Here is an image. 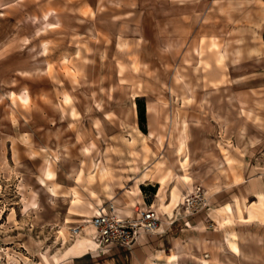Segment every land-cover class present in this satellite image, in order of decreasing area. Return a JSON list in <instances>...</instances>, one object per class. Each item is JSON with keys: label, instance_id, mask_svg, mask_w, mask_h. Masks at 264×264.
Masks as SVG:
<instances>
[{"label": "rangeland", "instance_id": "obj_1", "mask_svg": "<svg viewBox=\"0 0 264 264\" xmlns=\"http://www.w3.org/2000/svg\"><path fill=\"white\" fill-rule=\"evenodd\" d=\"M0 264H264V0H0Z\"/></svg>", "mask_w": 264, "mask_h": 264}, {"label": "built area", "instance_id": "obj_2", "mask_svg": "<svg viewBox=\"0 0 264 264\" xmlns=\"http://www.w3.org/2000/svg\"><path fill=\"white\" fill-rule=\"evenodd\" d=\"M115 207L102 208L96 212L91 222L97 228V240L107 246L131 247L139 232H153L159 227L158 212L152 208H142L137 219L119 217Z\"/></svg>", "mask_w": 264, "mask_h": 264}, {"label": "crops", "instance_id": "obj_3", "mask_svg": "<svg viewBox=\"0 0 264 264\" xmlns=\"http://www.w3.org/2000/svg\"><path fill=\"white\" fill-rule=\"evenodd\" d=\"M158 183L162 184V182H159ZM165 184V183H164ZM140 190V189H139ZM141 200V199H140ZM133 206H136V202H134L132 204ZM231 205L230 204H227L225 207H223V209H218V212L221 213V214H229L231 213ZM119 211V210H118ZM227 219V221H231L230 218H225ZM224 223V222H222ZM159 228V227H158ZM80 231H81V235L79 236L80 239L82 240V243L78 246V248H83V247H89V246H92V241L94 242V239L96 238V233H90L88 234L86 231H84V229H80L78 228ZM77 237V236H76ZM78 238V237H77ZM97 247H94V249H96ZM94 249H91V250H94ZM90 250H79L77 249V247L74 245L72 246L71 248L68 249V251H66V256L67 258H70V257H79V256H83L85 255L86 253H88Z\"/></svg>", "mask_w": 264, "mask_h": 264}, {"label": "trees", "instance_id": "obj_4", "mask_svg": "<svg viewBox=\"0 0 264 264\" xmlns=\"http://www.w3.org/2000/svg\"><path fill=\"white\" fill-rule=\"evenodd\" d=\"M139 117H140V124L143 125L146 123V109H145V105L142 104L141 105V109L139 112ZM144 188V187H143ZM150 188L154 191L155 189L153 187L150 186Z\"/></svg>", "mask_w": 264, "mask_h": 264}, {"label": "bare ground", "instance_id": "obj_5", "mask_svg": "<svg viewBox=\"0 0 264 264\" xmlns=\"http://www.w3.org/2000/svg\"><path fill=\"white\" fill-rule=\"evenodd\" d=\"M100 211V210H99ZM91 224H92V228H93V230L92 231H94L95 233L96 232H98L97 231V228H96V226H94V224L91 222ZM157 229H159V228H157ZM156 229V230H157ZM81 235V231L78 229L77 230V232H76V236L78 237V246L82 243V240L80 239V236ZM92 243V245H94L95 247H98V242L96 241V242H91Z\"/></svg>", "mask_w": 264, "mask_h": 264}]
</instances>
